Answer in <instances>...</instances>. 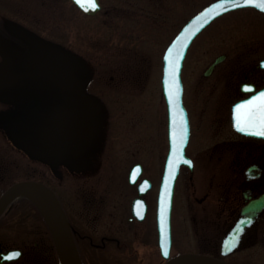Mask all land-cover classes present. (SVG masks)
<instances>
[{
    "label": "rangeland",
    "instance_id": "1",
    "mask_svg": "<svg viewBox=\"0 0 264 264\" xmlns=\"http://www.w3.org/2000/svg\"><path fill=\"white\" fill-rule=\"evenodd\" d=\"M211 1L100 0L101 8L87 14L72 0H0V16L6 24L5 35L0 33V51L5 55L0 56L5 62L8 54H19L22 50L11 38L28 42L29 53L37 60L61 46L65 54L83 63L96 94L97 116L89 144L87 140H78L74 146L68 142L55 144L52 155L42 162L32 159L27 151V144L37 135L39 124L20 109L6 108L0 103V192L8 183L34 172L56 184L58 166L71 173L81 170L94 183L100 178L102 190H118L128 182L125 177L131 166L141 162L143 176L154 182L146 194L149 209L144 223L154 220L156 225V198L169 149L168 111L162 92L163 54L182 25ZM220 54H225V58L205 75V70ZM262 57L264 15L252 9L231 11L197 36L182 73L185 105L194 115L203 112L202 125L196 118L193 122L191 151L199 147V131L206 126L207 115H212L220 105L218 100L226 98L231 89L229 83L243 80L238 70ZM234 98L231 95L230 101ZM12 122H17L18 133L10 127ZM207 139L210 143V138ZM50 146L46 144L44 148ZM212 165L208 163V168ZM42 169L48 171L42 175ZM78 182L70 180L69 188H62L68 195L79 229L94 234L95 241L103 234L134 232L126 219H113L112 214L127 211L130 215V205L137 194L130 182L125 184L127 207L123 209L115 207L118 200L113 192L108 202H98L102 195L97 191L92 193L93 190H78ZM185 189L183 183L177 186L173 212L176 224L185 215ZM94 195L98 200L89 202L88 198ZM150 227L154 233L153 226ZM118 237L126 242V249L116 243L106 249H95L87 241L81 242L84 263H165L158 245L155 253L144 249L142 240L149 236ZM0 240L16 245L26 242L29 246L34 240L47 246L53 244L51 236H0ZM157 240L158 236L152 239L155 244ZM53 251L56 256V249ZM34 252L30 251L22 264H54L52 255ZM175 252L173 248L172 253Z\"/></svg>",
    "mask_w": 264,
    "mask_h": 264
},
{
    "label": "flooded vegetation",
    "instance_id": "2",
    "mask_svg": "<svg viewBox=\"0 0 264 264\" xmlns=\"http://www.w3.org/2000/svg\"><path fill=\"white\" fill-rule=\"evenodd\" d=\"M246 8L264 15V11L255 7L235 10ZM5 28L4 19L0 16L2 35H5ZM15 42L22 48L19 54L18 52L8 54V62L0 56V103L6 108L20 109L29 119L39 124L37 135L27 144L29 156L43 162L52 155L55 144L68 142L74 146L78 145V140H87L88 143L93 137L97 118L96 94L83 63L65 54L61 46L59 48L56 46L52 53L45 54L37 60L35 56L30 55L28 42L24 40ZM3 52L0 51V55L4 56ZM220 55H224L225 58V54ZM263 59L264 57L257 62L244 64L238 70V74H243V80L239 82L235 80L231 85L229 83L231 89L227 92L226 98L219 99L218 108L212 111V115H207V124L210 125L209 128L207 124L204 128L201 127L199 147L195 152L190 149L193 122L196 118V122L202 125L203 112L194 115V111L187 107L191 134L186 151L192 159V165L181 166L176 182L175 196L177 186L183 183L186 188V199L185 215L177 224L173 220L175 201L172 210V250L176 249L174 254L195 252L222 259L230 264H264V137L236 130L232 120L233 105L264 87V66L261 65ZM50 75L56 78H51ZM245 84L252 85V88L246 89ZM77 91L84 95H77ZM231 95L235 98L230 101ZM89 96L93 99L92 103ZM10 127L15 128L14 132H19L16 128L17 122L10 123ZM207 138H210V143ZM87 143L86 145L89 144ZM46 144L51 146L44 148ZM29 145H35L36 148L29 150ZM208 163L213 165L208 168ZM61 168L58 166V173H55L56 184L36 176V172L21 179L37 180L54 190L68 216L80 252L81 242L85 244V241L95 249H106L114 243L124 245L122 248L126 249V242L124 243L118 236H149L151 239L142 240V245L146 251L155 253L156 245L159 246L157 221L156 225L154 220L144 223L147 215L143 219H138L133 214V202L139 196V183L147 176H143L142 173L135 183H131L129 169L125 178L137 192L130 205V215L127 211L123 214L120 211L112 213L113 219H126L129 228H134V232H125L124 235L103 234L99 241H95L92 237L94 234L82 231L75 223L67 201L68 195L63 189L69 188L70 180L76 179L79 181L76 185L78 190L83 192L93 190L92 193L97 191L102 195L98 202H108L113 192V196L118 200L115 201V207L123 209L127 207L125 184L128 182L121 184L118 190H102L100 178L94 183L81 170L71 173V170L69 172ZM46 171L48 170L42 169L40 174L44 175ZM147 178L150 179L152 188L153 179ZM15 181L17 179L8 183L4 189ZM142 196L147 200L146 194ZM97 200V195L88 198L89 202ZM151 225L154 233L151 232ZM0 236H51L53 240V244L49 246L43 245L39 240H34L30 246L26 242L16 245L0 240V264H22V259L30 251L36 250L42 256L52 255L54 264H62L45 218L38 206L27 196L18 197L2 212ZM155 236H158L157 244L152 241ZM54 248L56 256L53 255ZM14 249L20 254L9 259L8 253Z\"/></svg>",
    "mask_w": 264,
    "mask_h": 264
},
{
    "label": "water",
    "instance_id": "3",
    "mask_svg": "<svg viewBox=\"0 0 264 264\" xmlns=\"http://www.w3.org/2000/svg\"><path fill=\"white\" fill-rule=\"evenodd\" d=\"M73 1L82 11L88 14H94L101 8L100 0H95L97 7H84L77 0ZM262 3H264V0H255V2L249 3H245L244 0H231L230 4H222L221 0H214L184 24L164 52L162 90L168 111L169 151L158 195L157 223L159 245L161 254L166 259L165 264H230L222 259L201 253L183 252L176 255L171 253V215L175 185L181 165L192 163L191 158L186 153L191 127L187 108L184 104L182 70L188 49L193 40L215 18L230 10L244 6H254L264 11V8L260 7ZM223 58L224 55L218 56L205 70V75H209L215 65ZM262 64L264 65V61ZM49 77L56 78L52 75ZM260 91H264V88L237 101L233 107L232 118L233 126L238 131L264 137V135L258 134L257 131H243L236 126L237 114L235 106L241 101L257 96ZM78 94L84 95L77 91ZM88 98H90V103H92V97L89 96ZM259 117L260 113L257 112L254 119L258 120ZM241 123H243V120H241ZM34 148H36L35 145H29V150ZM142 172V164L135 163L130 170V181L135 182ZM150 187L151 181L149 178H144L139 184V196L133 202V214L139 219L145 218L147 214L148 204L142 195L147 193ZM20 196H27L38 206L53 234L62 264H84L68 216L54 190L46 184L33 179L16 181L0 195V215L13 200ZM165 248L167 253H165Z\"/></svg>",
    "mask_w": 264,
    "mask_h": 264
},
{
    "label": "snow or ice",
    "instance_id": "4",
    "mask_svg": "<svg viewBox=\"0 0 264 264\" xmlns=\"http://www.w3.org/2000/svg\"><path fill=\"white\" fill-rule=\"evenodd\" d=\"M77 2L84 7H97L95 0H77ZM244 2H255V0H244ZM221 3L230 4L231 0H221ZM260 7L264 8V3H262ZM244 87L250 90L252 85L245 84ZM235 108L237 114L236 126L238 128H241L243 131H257L258 134L264 135V91H260L257 96H252L249 100L241 101ZM257 112L260 113L258 120L254 119ZM241 120H243V123H241ZM165 253H167L166 248ZM19 254L18 251L9 252L8 258L11 259Z\"/></svg>",
    "mask_w": 264,
    "mask_h": 264
},
{
    "label": "bare ground",
    "instance_id": "5",
    "mask_svg": "<svg viewBox=\"0 0 264 264\" xmlns=\"http://www.w3.org/2000/svg\"><path fill=\"white\" fill-rule=\"evenodd\" d=\"M227 13H228V12H227ZM225 14H226V13H224L223 15H225ZM223 15H221V16H223ZM221 16H219V17H221ZM216 19H218V17L215 18L213 21H215ZM213 21H212V22H213ZM212 22H211V23H212ZM204 29H205V28H204ZM204 29H203V30H204ZM203 30H202V31H203ZM202 31H201V32H202ZM201 32H200V33H201ZM200 33H199V34H200ZM199 34H198V35H199ZM198 35H197V36H198ZM197 36H196V37H197ZM185 59H186V58H185Z\"/></svg>",
    "mask_w": 264,
    "mask_h": 264
}]
</instances>
